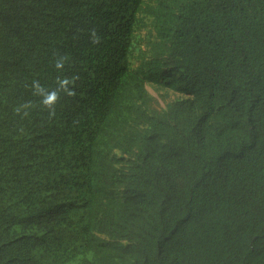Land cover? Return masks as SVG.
Instances as JSON below:
<instances>
[{
	"label": "trees",
	"instance_id": "obj_1",
	"mask_svg": "<svg viewBox=\"0 0 264 264\" xmlns=\"http://www.w3.org/2000/svg\"><path fill=\"white\" fill-rule=\"evenodd\" d=\"M101 3L0 0L1 108L28 121L27 131L14 128L8 160L32 174L0 192V253L31 264L83 251L94 264H264V0H138L127 25ZM77 28L116 31L126 42L117 58L99 47L84 54L88 90L127 70L174 66L197 92L156 109L147 126L160 132L140 143L107 142L85 107L67 156L51 154L58 178L44 181L32 166L45 164L52 140L39 138L53 121L33 85L45 89L56 64L74 59ZM140 119L150 120L147 111ZM121 187L124 200L113 199L108 189Z\"/></svg>",
	"mask_w": 264,
	"mask_h": 264
},
{
	"label": "clouds",
	"instance_id": "obj_2",
	"mask_svg": "<svg viewBox=\"0 0 264 264\" xmlns=\"http://www.w3.org/2000/svg\"><path fill=\"white\" fill-rule=\"evenodd\" d=\"M138 0H102L105 11L110 18L119 25L129 23L133 9ZM87 30V31H86ZM76 41L71 50L74 59L57 63L53 73L46 79V88L43 89L38 82L34 88L42 94L41 104L44 111L53 121L46 131L40 136V146L48 140L49 149L44 157L45 164L41 168H34V176L44 181H55L57 172L49 165L51 154L63 160L67 156L65 142L79 131L85 107L91 108L95 115V127L102 133V137L113 145L126 143H140L146 137H151L160 132L157 126H147L156 115V109H166L173 103L170 110L177 104L193 100L196 90L190 88L193 84L187 82L185 71L174 66H164L151 71L149 74L136 73L133 70L125 71L122 77L115 76L114 80L106 85L90 91L82 81V58L90 47L99 49L111 56L119 57L124 54L125 39L116 31L102 30L96 33L93 29H76ZM131 40H137L131 37ZM190 88V89H189ZM186 90V91H184ZM182 91V92H180ZM180 92V93H179ZM8 87H0V192L4 188L17 189L23 185L28 176L29 165L20 160L9 161L13 130L20 124L27 129L28 121L18 117L11 111H5L1 105L7 101ZM183 97L182 100L178 98ZM147 111L149 121L143 123L140 119L142 112ZM23 140V135H19ZM119 150H115V154ZM120 155L122 153L120 152ZM100 165H109L110 160L101 154L98 160ZM111 197L124 200L123 187L108 189ZM1 202V197H0ZM103 240L111 241L107 235H98ZM121 240V243H124ZM59 256V257H58ZM52 264H94L92 253L89 251L77 252L66 256L58 254ZM75 258H78L79 261ZM0 264H31L16 262L14 256L7 252L0 253Z\"/></svg>",
	"mask_w": 264,
	"mask_h": 264
},
{
	"label": "bare ground",
	"instance_id": "obj_3",
	"mask_svg": "<svg viewBox=\"0 0 264 264\" xmlns=\"http://www.w3.org/2000/svg\"><path fill=\"white\" fill-rule=\"evenodd\" d=\"M59 2H60V1H59ZM61 3H62V2H61ZM18 4H19V3H18ZM59 4H60V3H59ZM61 5H62V4H61ZM73 5H74V4H73ZM93 5H94V4H93ZM16 6H17V5H16ZM54 7H55V6H54ZM86 7H87V6H86ZM93 7H94V6H93ZM39 8H40V7H39ZM48 8H49V7H48ZM27 9H28V8H27ZM52 9H53V8H52ZM45 10H47V9H45ZM14 11H15V10H14ZM45 12H46V11H45ZM29 13H30V12H29ZM27 14H28V12H27ZM62 16H63V15H62ZM24 17H25V16H24ZM8 18H9V17H8ZM29 18H31V17H29ZM6 20H7V19H6ZM30 21H31V20H30ZM125 25H127V24H125ZM60 26H61V25H60ZM36 27H37V26H36ZM62 28H63V27H62ZM66 28H67V27H66ZM63 29H64V28H63ZM60 33H61V32H60ZM64 33H65V32H64ZM14 35H15V34H14ZM60 35H61V34H60ZM16 39H17V38H16ZM24 39H25V38H24ZM25 42H26V41H25ZM58 43H59V42H58ZM53 44H54V43H53ZM25 45H26V44H25ZM51 46H52V45H51ZM24 47H25V46H24ZM69 47H70V46H69ZM51 49H52V48H51ZM50 51H51V50H50ZM47 52H48V51H47ZM107 57H108V55H107ZM50 58H51V57H50ZM116 58H117V57H116ZM110 59H111V58H110ZM31 60H32V59H31ZM47 61H48V60H47ZM116 61H117V60H116ZM83 63H84V62H83ZM108 63H109V62H108ZM38 64H39V63H38ZM39 65H40V64H39ZM34 66H35V65H34ZM101 66H102V65H101ZM104 66H105V64H104ZM97 69H99V68H97ZM32 70H33V68H32ZM35 70H36V69H35ZM38 70H39V69H38ZM88 73H89V72H88ZM36 75H37V74H36ZM91 76H92V75H91ZM89 77H90V76H89ZM99 77H100V76H99ZM101 77H102V76H101ZM103 78H104V77H103ZM35 79H37V78H35ZM44 79H45V78H44ZM102 80H103V79H102ZM23 86H24V85H23ZM24 89H25V88H24ZM27 89H28V88H27ZM22 90H23V89H22ZM32 90H33V89H32ZM33 93H34V92H33ZM24 95H25V93H24ZM19 116H20V115H19ZM36 122H37V121H36ZM19 129H21V128H19ZM21 131H22V130H21ZM26 131H27V130H26ZM15 132H16V131H15ZM22 132H23V131H22ZM28 132H29V131H28ZM90 132H91V131H90ZM90 132H89V134H90ZM93 132H94V131H93ZM15 134H16V133H15ZM89 134H88V135H89ZM24 135H25V134H24ZM39 135H40V134H39ZM31 136H32V135H31ZM31 136H30V137H31ZM95 136H96V134H95ZM71 137H72V136H71ZM23 138H24V137H23ZM36 138H37V137H36ZM18 139H19V138H18ZM30 139H31V138H30ZM94 139H95V137H94ZM25 141H26V140H25ZM52 141H53V140H52ZM52 141H51V142H52ZM31 142H32V141H31ZM39 142H41V141H39ZM94 142H95V141H93V143H94ZM93 143H92V144H93ZM95 143H96V142H95ZM28 144H29V143H28ZM31 144H32V143H31ZM97 144H98V143H97ZM94 145H95V144H94ZM94 145H93V146H94ZM102 145H103V144H102ZM36 146H37V144H36ZM44 147H45V146H44ZM46 147H47V146H46ZM90 147H91V146H90ZM47 148H49V147H47ZM88 148H89V147H88ZM92 148H93V147H92ZM92 148H91L90 152L92 151ZM97 148H98V147H97ZM43 149H44V148H42V150H43ZM45 149H46V148H45ZM89 149H90V148H89ZM98 149H99V148H98ZM100 149H102V147H101ZM100 149H99V150H100ZM95 150H96V148H95ZM40 151H41V150H40ZM97 151H98V150H97ZM24 152H25V151H24ZM31 152H33V151H31ZM35 152H37V151L35 150ZM35 152H34V153H35ZM37 153H38V152H37ZM37 153H36V155H37ZM41 153H42V152H41ZM93 153H95V152H93ZM53 155H54V154H53ZM53 155H52V157H53ZM90 155H92V154L90 153ZM37 156H38V155H37ZM54 157H56V156H54ZM54 157H53V158H54ZM89 157H91V156H89ZM56 158H57V157H56ZM91 158H92V157H91ZM39 159H40V158H39ZM58 159H59V158H58ZM68 159H69V158H68ZM68 159H67V160H68ZM40 160H43V159H40ZM91 160H92V159H91ZM50 161H51V160H50ZM52 161H53V160H52ZM52 161H51V162H52ZM44 163H45V162H44ZM62 163H63V162H62ZM62 163H61V164H62ZM92 163H93V162H92ZM59 164H60V163H59ZM59 164H57V165H59ZM89 164H90V163H89ZM93 164H94V163H93ZM94 165H95V167H97V166H96V163H95ZM59 166H60V165H59ZM90 166H91V165H90ZM41 167H42V166H41ZM91 167H92V166H91ZM98 167H99V166H98ZM37 168H38V167H37ZM88 168H89V166H88ZM92 168H93V167H92ZM29 169H30V168H29ZM29 169H28V170H29ZM31 169H32V168H31ZM90 169H91V168H90ZM96 169H97V168H96ZM93 170H94V169H93ZM100 170H101V169H99V171H100ZM30 171H32V170H30ZM33 171H34V170H33ZM93 172H96V171L94 170ZM29 173H30V172H29ZM29 173H28V174H29ZM32 173H33V172H32ZM89 173H90V171H89ZM97 173L99 174L100 172L97 171ZM102 173H103V172H102ZM33 174H34V173H33ZM90 174H91V173H90ZM92 174H93V173H92ZM30 175H32V174H30ZM99 175H100V174H99ZM91 176H92V175H91ZM94 176H95V175H94ZM97 176H98V175H97ZM95 177H96V176H95ZM90 178H91V177H90ZM98 178H99V177H98ZM94 179H95V178L93 177V180H94ZM104 179H105V178H104ZM42 180H43V179H42ZM93 180H92L90 183H92ZM98 180L100 181L101 179H98ZM95 181H97V180L95 179ZM88 182H89V180H88ZM93 183H94V182H93ZM98 183H99V182H98ZM96 184H97V182H96ZM94 185H95V184H94ZM99 185H100V184H99ZM92 186H93V185H92ZM26 188H27V187H26ZM93 188H94V187H93ZM93 188H92V189H93ZM18 189H19V188H18ZM18 189H17V190H18ZM96 189H97V188H96ZM93 191L95 192V190H93ZM24 192H25V191H24ZM18 193L20 194V192H18ZM28 193H29V192H28ZM97 193H98V192H97ZM97 193H96V194H97ZM26 194H27V193H26ZM96 194H95V195H96ZM23 195H25V194H22L21 196L23 197ZM31 195H32V194H31ZM98 195H100V194H98ZM93 196H94V195H93ZM30 197H31V196H30ZM97 198H98V196H97ZM32 199H35V196H34V198L32 197ZM35 201H36V200H35ZM43 206H44V205H43ZM55 213H56V212H55ZM62 234H63V233H62Z\"/></svg>",
	"mask_w": 264,
	"mask_h": 264
}]
</instances>
